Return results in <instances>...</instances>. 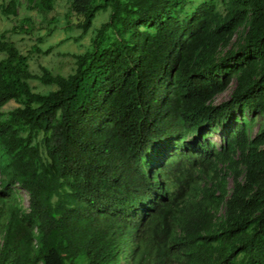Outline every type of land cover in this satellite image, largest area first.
<instances>
[{
	"label": "trees",
	"instance_id": "16d2710c",
	"mask_svg": "<svg viewBox=\"0 0 264 264\" xmlns=\"http://www.w3.org/2000/svg\"><path fill=\"white\" fill-rule=\"evenodd\" d=\"M70 5L69 75L0 30V264H264V0Z\"/></svg>",
	"mask_w": 264,
	"mask_h": 264
},
{
	"label": "rangeland",
	"instance_id": "374dc122",
	"mask_svg": "<svg viewBox=\"0 0 264 264\" xmlns=\"http://www.w3.org/2000/svg\"><path fill=\"white\" fill-rule=\"evenodd\" d=\"M12 0H0V5L9 4ZM19 3L16 17H0V30L6 32L10 41L30 57L31 70L35 74L42 73V67L48 68L54 74L69 75L74 69L73 55L84 54L92 44L96 30L105 23L108 13L100 14L96 17L94 25L87 34L76 27V17L74 16L70 0H56L54 8L49 12H43L36 5H29L28 0H17ZM200 3V2H199ZM195 5H198L196 2ZM39 48L42 52L49 51L48 55L34 51ZM35 91L46 92L48 88L42 86L38 81L32 83ZM232 89L216 98V103L221 104L231 96ZM18 105L11 102L5 107V111L12 110ZM250 118L249 114H245ZM241 118V115L238 114ZM262 117H257L252 125V133L259 129ZM226 128L213 129L208 136L216 146L222 145V140L226 134ZM232 185L231 179H229ZM20 197L25 207H28V194L20 191Z\"/></svg>",
	"mask_w": 264,
	"mask_h": 264
}]
</instances>
